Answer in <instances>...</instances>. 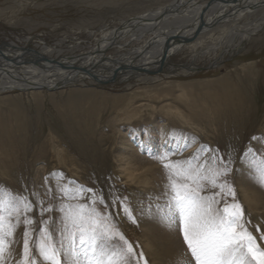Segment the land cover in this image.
<instances>
[{
    "label": "rangeland",
    "instance_id": "1",
    "mask_svg": "<svg viewBox=\"0 0 264 264\" xmlns=\"http://www.w3.org/2000/svg\"><path fill=\"white\" fill-rule=\"evenodd\" d=\"M172 1L0 0V46L12 43L40 52L43 44L55 48L53 58L78 56L96 45L101 32ZM263 13L217 25L195 48L183 45L165 72L145 79L0 93V189L28 198L33 211L22 216L33 220L31 235H39L41 217L50 225L55 219L59 227V211L40 213L38 208L56 207L59 199L43 194L75 181L92 189L86 196L103 198L119 231L139 245L135 250L144 253L147 264H175L176 247L164 235L170 231L156 211L167 179L155 157L168 153L172 160L204 163L215 153L225 162L231 156L226 179L248 230L264 250V184L241 160L248 147L264 153ZM244 36L249 38L240 42ZM25 227L16 228L13 242L6 244L4 264L21 261Z\"/></svg>",
    "mask_w": 264,
    "mask_h": 264
},
{
    "label": "snow or ice",
    "instance_id": "2",
    "mask_svg": "<svg viewBox=\"0 0 264 264\" xmlns=\"http://www.w3.org/2000/svg\"><path fill=\"white\" fill-rule=\"evenodd\" d=\"M155 158L167 179L161 194L164 202L157 205L156 211L166 228L178 239L182 238L178 264H264V250L248 230L249 222L244 221L241 204L226 179L231 156L225 162L213 153L205 157L204 163L172 160L168 153ZM241 160L255 169L259 182L264 184V153L256 154L248 147ZM89 192L92 189L75 181L60 186L56 193L46 191L44 196L51 195L60 203L38 210L59 211V227L55 219L50 225L41 217L43 227L35 229L38 236H32L33 220L28 215L22 216L33 211L28 198L0 189V264H4L6 244L10 246L14 230L21 225L26 227L19 264H147L144 253L135 250L139 245L129 242L119 231L116 218L108 213L103 198H98V193L86 196ZM228 197H232L231 203ZM82 198L84 203L80 202ZM114 202L121 211H126L119 199Z\"/></svg>",
    "mask_w": 264,
    "mask_h": 264
},
{
    "label": "bare ground",
    "instance_id": "3",
    "mask_svg": "<svg viewBox=\"0 0 264 264\" xmlns=\"http://www.w3.org/2000/svg\"><path fill=\"white\" fill-rule=\"evenodd\" d=\"M259 11H264V0H174L171 4L158 8L157 11H147L122 22L113 31L101 32L96 45L93 44L95 46L89 52L60 59L58 56V58L51 56L55 48L43 44L40 52L12 43L4 44L0 46V93L13 90L24 93L34 90L57 91L76 84L88 83L90 80L104 84L145 79L151 74L165 72L164 67L171 65L170 57L174 58L185 45L173 43L164 51L165 41L169 37L191 38L188 44L190 48H195L199 45L202 35L216 31L217 25L221 27L229 26L231 23L236 24ZM200 26L201 30H199ZM247 37L241 38L240 42ZM135 41H140L142 45L136 48L127 46ZM125 47L127 49L122 53L121 50ZM112 49H117L119 53L111 56L109 51ZM233 53L234 51L230 55ZM57 59L60 61L52 62ZM211 66L215 68L214 65ZM179 67L183 68L180 65ZM172 69L173 67L170 66V72H174L171 71ZM164 235L176 247L174 263L178 264L180 259L178 254L181 249L179 239L171 231L165 232Z\"/></svg>",
    "mask_w": 264,
    "mask_h": 264
},
{
    "label": "water",
    "instance_id": "4",
    "mask_svg": "<svg viewBox=\"0 0 264 264\" xmlns=\"http://www.w3.org/2000/svg\"><path fill=\"white\" fill-rule=\"evenodd\" d=\"M201 29H202V27L200 26V29L199 30H201ZM190 41H191V38L185 39V38L177 37V36H174L173 38L169 37L165 41L166 44L164 46V51H166L169 48L170 45H173V43H184V44H188V42H190ZM1 45L4 46V43H2ZM60 58H62V57H60ZM60 58H58V59H60ZM58 59L57 60H54L52 62L53 63H56V62L60 61ZM70 59H72V58H70ZM41 60H46V59H41ZM52 91L53 90H51L50 92H52Z\"/></svg>",
    "mask_w": 264,
    "mask_h": 264
}]
</instances>
